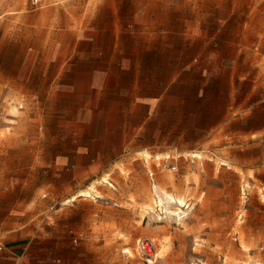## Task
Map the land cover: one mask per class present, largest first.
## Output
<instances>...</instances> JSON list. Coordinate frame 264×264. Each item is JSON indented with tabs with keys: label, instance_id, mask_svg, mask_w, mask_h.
Returning <instances> with one entry per match:
<instances>
[{
	"label": "rangeland",
	"instance_id": "374dc122",
	"mask_svg": "<svg viewBox=\"0 0 264 264\" xmlns=\"http://www.w3.org/2000/svg\"><path fill=\"white\" fill-rule=\"evenodd\" d=\"M99 13L100 34L126 47L158 38L162 78L188 115L162 120V133L176 129L186 149L169 139L173 150L96 173L40 166L54 137L45 94L25 90L29 75L54 70L68 30ZM9 225L36 264H145L141 237L165 241L155 240L165 254L154 264H264V0H0V227Z\"/></svg>",
	"mask_w": 264,
	"mask_h": 264
},
{
	"label": "crops",
	"instance_id": "0c3cea01",
	"mask_svg": "<svg viewBox=\"0 0 264 264\" xmlns=\"http://www.w3.org/2000/svg\"><path fill=\"white\" fill-rule=\"evenodd\" d=\"M103 18L99 13L79 29L70 28L71 42L53 59L56 68L35 69L29 75L30 86L25 90L45 94L41 119L47 122L48 136L54 137L47 145L51 161L40 166L96 173L127 163L131 154L186 149L185 144L176 146V129L162 133V120L187 119L188 115L185 101L171 94L172 79L162 78L158 38L133 37L148 45L126 47L125 37L100 34L104 31L98 24ZM38 76L40 87L34 88ZM169 139L173 149L167 146ZM185 202L189 207L184 210L191 208L192 198ZM242 217L240 212L238 218ZM21 241L16 228L0 227V264H36Z\"/></svg>",
	"mask_w": 264,
	"mask_h": 264
},
{
	"label": "built area",
	"instance_id": "2783aa9c",
	"mask_svg": "<svg viewBox=\"0 0 264 264\" xmlns=\"http://www.w3.org/2000/svg\"><path fill=\"white\" fill-rule=\"evenodd\" d=\"M35 3L38 2V0H34ZM177 166H173L172 170H176ZM189 205H185V208H188ZM186 215V213L183 211L181 212V218H183ZM137 250L138 254L141 258V260L144 261L145 264H154L157 260V254H158V244L154 240V238L151 237H141L137 241Z\"/></svg>",
	"mask_w": 264,
	"mask_h": 264
},
{
	"label": "bare ground",
	"instance_id": "6f19581e",
	"mask_svg": "<svg viewBox=\"0 0 264 264\" xmlns=\"http://www.w3.org/2000/svg\"><path fill=\"white\" fill-rule=\"evenodd\" d=\"M81 195H89V192L88 191H83L82 193H80ZM173 201H175L180 207H183L185 204H186V202H185V199L184 198H182V197H176V196H174V195H172V194H170V196H169ZM155 240H157L158 241V243L159 244H161L163 247L165 246L164 244H165V241L163 240V239H158V238H155ZM166 240V239H165ZM167 242V241H166ZM163 250H164V248H163ZM166 250V249H165ZM164 250V251H165ZM163 251L162 250H160L159 252H158V254H157V258H162L163 257ZM165 254V253H164Z\"/></svg>",
	"mask_w": 264,
	"mask_h": 264
}]
</instances>
